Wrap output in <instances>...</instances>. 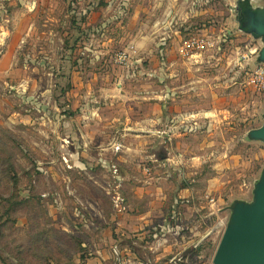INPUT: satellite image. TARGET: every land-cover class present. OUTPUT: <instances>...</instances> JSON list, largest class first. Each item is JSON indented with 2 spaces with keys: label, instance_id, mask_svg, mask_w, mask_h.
Wrapping results in <instances>:
<instances>
[{
  "label": "rangeland",
  "instance_id": "obj_1",
  "mask_svg": "<svg viewBox=\"0 0 264 264\" xmlns=\"http://www.w3.org/2000/svg\"><path fill=\"white\" fill-rule=\"evenodd\" d=\"M243 1L0 0V264H73L101 238L92 232L104 221L93 213L110 218L130 211V201L143 208L163 196L170 199L163 210L178 219L162 260L214 264L234 204L253 201L264 171V142L249 137L264 124V90L254 82L264 40L241 28ZM169 67L173 87L187 89L175 90L176 103H218L225 119L180 124L182 143L169 164L161 148L141 157L136 172L68 154L64 103L75 80L114 90L124 83L117 103L136 94L146 101L148 72ZM163 77L155 82L161 94ZM135 181L162 188H145L137 200ZM116 182L124 184L107 192ZM145 240L136 248L152 264L146 246L157 239Z\"/></svg>",
  "mask_w": 264,
  "mask_h": 264
},
{
  "label": "crops",
  "instance_id": "obj_2",
  "mask_svg": "<svg viewBox=\"0 0 264 264\" xmlns=\"http://www.w3.org/2000/svg\"><path fill=\"white\" fill-rule=\"evenodd\" d=\"M158 71L154 69L148 72L147 95L142 96L147 100L140 101L137 94L132 97L129 95L133 101L128 103H126L127 99L117 103L118 99L113 98L120 92L121 97L126 98V94L122 95L127 93V85L124 83H119L120 89L114 90L84 81L79 84L75 80L71 92L70 90L68 92V101L64 103L69 109L67 139L71 145L68 154L95 156L103 167L136 172L144 169L141 157H154L161 148L165 151L169 150L168 153L166 152L167 155H160L163 164H169L172 149H178L183 139L180 124H184L187 120L197 123L209 120L213 124L225 119L215 112L219 109L216 106L218 103H188L189 101L184 98L176 103L175 90L182 89L184 84L173 87V83L177 84V81L170 67L164 69L163 74L157 73ZM157 76L166 77L162 94L160 89L157 91L155 87ZM135 89L137 91L138 86ZM129 90L131 94V86ZM182 90L184 92L187 89ZM51 106L60 108L56 99H53ZM64 116L63 114L62 117ZM187 128L189 127L184 130ZM171 168L169 165V171ZM123 184L124 182H116L112 186L104 185V188L108 192ZM145 184L135 181L131 185L132 189H137L134 192L137 194V200L144 198L147 192L144 191L145 188H162L156 181L149 182L151 185ZM181 196L185 194L180 195L179 198ZM165 200V196L158 197L146 206L142 205L143 208L136 209H133V206L137 205L130 201L127 203L129 209L131 208L130 211L115 212L110 218L93 213L95 218L104 221L101 227H97L92 232L93 236H101V238H93L86 249L90 250V255L85 258L77 256L73 264H150V258L144 260L136 247H140L141 242L146 241L151 233L157 239L156 243L146 246L155 254L152 264L158 260H161L159 264H170L171 260H162V257L172 250L171 236L177 228L175 222L178 218L174 211L163 210L165 205L170 206V199ZM158 227L161 228L159 233ZM159 234H162V238H159ZM82 246L87 245L84 242Z\"/></svg>",
  "mask_w": 264,
  "mask_h": 264
},
{
  "label": "water",
  "instance_id": "obj_3",
  "mask_svg": "<svg viewBox=\"0 0 264 264\" xmlns=\"http://www.w3.org/2000/svg\"><path fill=\"white\" fill-rule=\"evenodd\" d=\"M243 30L264 40V5L253 8L250 0L241 4ZM264 62V47L258 57ZM249 137L264 142V124L249 131ZM214 264H264V171L254 189L251 203L236 202L218 245Z\"/></svg>",
  "mask_w": 264,
  "mask_h": 264
},
{
  "label": "built area",
  "instance_id": "obj_4",
  "mask_svg": "<svg viewBox=\"0 0 264 264\" xmlns=\"http://www.w3.org/2000/svg\"><path fill=\"white\" fill-rule=\"evenodd\" d=\"M254 82L258 90H264V63H259L254 73Z\"/></svg>",
  "mask_w": 264,
  "mask_h": 264
}]
</instances>
